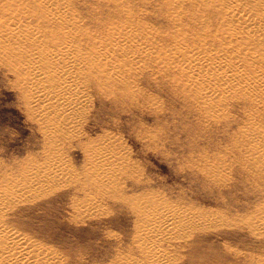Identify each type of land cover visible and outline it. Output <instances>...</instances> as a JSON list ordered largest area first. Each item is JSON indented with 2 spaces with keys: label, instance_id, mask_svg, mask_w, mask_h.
<instances>
[{
  "label": "rangeland",
  "instance_id": "374dc122",
  "mask_svg": "<svg viewBox=\"0 0 264 264\" xmlns=\"http://www.w3.org/2000/svg\"><path fill=\"white\" fill-rule=\"evenodd\" d=\"M122 1L59 0L78 44L102 49V30L118 27L96 60L104 72L81 81L67 135L44 130L0 36V236L50 264H264V99L203 91L184 76L188 61L160 56L182 40L197 49L195 31L203 52L216 51L213 37L229 31L215 0L204 20L178 25L164 15L174 0ZM24 5L37 7L0 0V24Z\"/></svg>",
  "mask_w": 264,
  "mask_h": 264
},
{
  "label": "bare ground",
  "instance_id": "6f19581e",
  "mask_svg": "<svg viewBox=\"0 0 264 264\" xmlns=\"http://www.w3.org/2000/svg\"><path fill=\"white\" fill-rule=\"evenodd\" d=\"M185 2L187 3L186 5L184 4ZM35 3L37 5V7L34 8L35 11L27 5L23 7L8 6L5 10V20L0 24V36H7V41H9L12 46H9L11 47L10 49L4 48L7 52L5 51L3 56L7 63L10 64L12 70L17 74L16 79L18 78L17 80H19V85L24 91L29 106L36 114H39L40 120H43L45 123V127H43L44 130L48 129V132L51 133L57 132L67 135L68 132H65V127H69L75 117L70 107L75 97L81 92V81L86 77L93 78L95 74L102 70L100 63H96L97 57L100 58L107 55L116 45L117 42L114 40V36L117 34L116 32H118V27L113 24L110 26L109 24V27L102 30L103 37L105 38L103 46L106 48L95 49V44L92 45L90 42H79L78 44L76 42L81 39H78V41H72V39H70L71 35L76 36L77 30L74 31L72 23L68 20L69 17H71L70 10H65L64 7L59 4V0H35ZM107 5L109 4L107 3ZM119 5L121 4L119 3ZM176 5L181 6V8L174 14V9H177L175 8ZM207 5L211 6L210 0H174L169 7L170 10L165 11L164 15L168 21H172L176 25L186 21H191L193 24H196L205 17L203 13L206 8L208 9L209 6ZM215 5L216 10L213 15H215V18L221 23L219 27L222 30L229 31V33H225L224 35L218 33L216 36H212L213 44L211 45L217 47V49L215 48L216 51L213 50V47V51L203 52L202 47H205V42L202 40V36L199 35L201 32L199 34L196 33L195 30L198 29L197 27L194 30L195 33L191 32L195 37H200V39L197 38V49L186 48L183 45L186 41L182 40L183 42L180 41L172 50V54L163 53V55L160 56H162V59L167 64H182L188 61L189 64L183 68L184 76L187 75L191 83L201 89V86L204 85L203 91L206 90L207 92V90H211L213 94L217 95L222 89L238 90L243 88L247 91L246 93H248V91L254 93V103L258 95H261L260 97L264 99V73H260L259 65H261L260 61L262 60L258 59L261 56L264 57V0H215ZM203 6L204 8H202ZM119 8L123 7L121 6ZM119 8L115 10L119 11ZM210 16H212V14ZM35 27L37 30V27H43V29L46 30L47 39L49 40L48 44L41 42L39 37L37 38V36L33 34L35 32ZM133 30L137 29L130 28L127 31L132 33ZM145 35L147 34L145 33L144 36ZM177 36L179 37V35ZM0 38L2 40V37ZM189 38L187 37L186 39ZM2 41L5 40L3 39ZM176 42L178 43V41ZM187 55L191 56L195 62L189 58H185ZM103 78L106 80L105 77ZM176 78L177 77H175V79ZM180 81H182V79ZM203 91L201 92L202 95ZM237 96L243 98L247 102L250 100V95L239 94ZM203 97L207 98L205 94ZM250 104H252V102ZM251 133L252 132L249 134ZM257 142H259V140ZM7 241L8 240H4L2 236H0V250H2L0 251V264H50L38 257L33 255L30 256L29 253H25L22 248H18L16 247L17 245H13ZM123 264L126 263L124 262Z\"/></svg>",
  "mask_w": 264,
  "mask_h": 264
}]
</instances>
